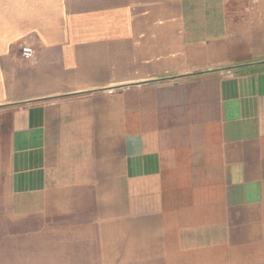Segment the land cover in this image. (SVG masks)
<instances>
[{
  "label": "crops",
  "instance_id": "obj_1",
  "mask_svg": "<svg viewBox=\"0 0 264 264\" xmlns=\"http://www.w3.org/2000/svg\"><path fill=\"white\" fill-rule=\"evenodd\" d=\"M0 210L94 264H264V0H0Z\"/></svg>",
  "mask_w": 264,
  "mask_h": 264
},
{
  "label": "rangeland",
  "instance_id": "obj_2",
  "mask_svg": "<svg viewBox=\"0 0 264 264\" xmlns=\"http://www.w3.org/2000/svg\"><path fill=\"white\" fill-rule=\"evenodd\" d=\"M71 230L68 219L43 224L14 218L4 211L0 213V264L97 263L93 253L89 255L83 251L79 255V250L75 249L73 254Z\"/></svg>",
  "mask_w": 264,
  "mask_h": 264
},
{
  "label": "built area",
  "instance_id": "obj_3",
  "mask_svg": "<svg viewBox=\"0 0 264 264\" xmlns=\"http://www.w3.org/2000/svg\"><path fill=\"white\" fill-rule=\"evenodd\" d=\"M20 56L23 60L28 61L31 60L34 56V50L32 47L27 44H23L19 47Z\"/></svg>",
  "mask_w": 264,
  "mask_h": 264
}]
</instances>
